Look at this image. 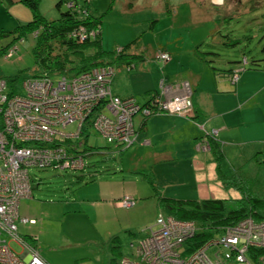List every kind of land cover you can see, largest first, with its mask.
<instances>
[{
    "label": "rangeland",
    "instance_id": "obj_1",
    "mask_svg": "<svg viewBox=\"0 0 264 264\" xmlns=\"http://www.w3.org/2000/svg\"><path fill=\"white\" fill-rule=\"evenodd\" d=\"M58 1L40 0L39 10L46 19L56 21L60 17V13L67 11L66 3H63L60 9L56 7ZM86 1L77 0L78 9L87 10L94 16L101 17L102 50L109 54L114 52L121 54L123 48L129 45L133 46L132 50L142 47L139 41L137 45L134 44L137 37L139 40L143 37L147 38L154 44L152 37L165 33L163 29L166 26L165 20L172 18V10L177 12L178 17L190 18V11L185 0H114L113 3L112 0ZM224 3V6L216 8V13L224 12L223 16L215 15L223 17L220 33L231 40L228 42L229 44L235 41L237 44L228 46L225 43V47L218 48L217 55L212 60H214L215 67L220 70L238 71V79L241 76L247 77L246 87L251 90L256 89V92L251 94L250 90L241 97L243 103L239 107L240 113H232L227 119L226 127L217 126V130L226 128L222 133L223 138L220 139L224 154L220 170L229 178L234 176L248 180L252 192L264 197V0H224ZM22 5L25 10L21 9V11L29 13L24 21L26 24L31 21L29 19L31 12L24 4ZM4 6L0 9V25L9 17L4 14L6 9ZM13 11L19 13V17H25L16 9ZM8 12L10 11L6 9L5 13ZM144 18H148V20L146 21ZM146 23L149 26L156 25L157 32L151 35L143 34L142 26ZM214 24L213 21H207V23L200 22V26H197L200 29L187 27L186 36L201 35L205 32L201 27L210 26L212 29ZM1 35L0 30V50L15 47L16 52L9 59H5L3 53L0 54V78L14 79L13 86L9 85L8 89L12 90L15 86L19 89L17 93H20L22 82L35 74L32 53V42L35 37L32 35L30 38L14 40L16 37L14 33H8L3 37ZM149 41H146L147 44ZM12 42H14L13 45L10 44ZM117 49H122V51L118 53ZM128 50L126 49V52ZM157 54L154 59L160 62L156 58ZM136 55H142V52ZM244 59L248 61L247 65L243 62ZM256 64L258 66H255ZM112 65L115 66V63ZM228 78L232 87L231 91H233L235 83L231 81L229 75ZM240 87L243 89V86ZM183 94L188 95L192 110L190 111L192 116L185 117L194 121L198 127L205 126L194 119L191 91L189 90V94ZM157 114L161 113L155 115ZM75 130L76 124L69 126L64 131L70 133ZM135 131L138 136V131L136 129ZM77 141L82 143L80 151L88 150L83 154L86 166L83 171L29 170L32 198L21 201L19 216L34 218L38 224L36 226L30 223L19 224L18 234L34 247L38 248L39 246L41 255L48 264H119L122 257L131 256V243L144 238L157 219L156 189L182 186L187 177H178L179 172H175L176 176L162 175L154 171L153 173L147 170H133L131 169L133 165L130 164L126 167L123 166L126 159L124 156L121 157L118 152L125 150L114 149L94 130L89 132L88 137L83 136L82 140H72V144L74 145ZM201 141L203 142V139ZM207 142L209 150L206 152H212L210 141ZM114 153L116 154L114 155ZM126 154L130 155L129 151ZM105 177L113 180L110 183L116 185L118 192L122 190L123 183L130 184L132 188L135 185L139 187L142 195L140 201L143 202L140 206V213L132 211L137 204L135 198L128 195L131 199H135L134 205L130 208L121 206V202L126 196L117 201V205L122 211H118L116 217L131 219L130 228L122 227V220L119 217L115 221H104V218H101L98 213V215H94L87 203H83V201L90 202L94 198L91 187L94 180L97 181V179ZM151 177L155 182V188L149 182ZM185 184L194 185L188 182ZM234 191L233 195L240 197L239 193ZM171 194L175 196L173 198L188 200L196 198L192 197L196 193L189 190L174 191ZM163 196L168 197L167 195ZM231 197L229 198L233 199ZM75 206L80 209H75ZM84 211L93 214L94 218H90L91 221L88 220L86 217L88 215ZM96 217L97 223L94 224ZM8 244L16 253H23L22 247L17 242L8 240ZM255 264L258 263L255 262Z\"/></svg>",
    "mask_w": 264,
    "mask_h": 264
},
{
    "label": "built area",
    "instance_id": "obj_2",
    "mask_svg": "<svg viewBox=\"0 0 264 264\" xmlns=\"http://www.w3.org/2000/svg\"><path fill=\"white\" fill-rule=\"evenodd\" d=\"M67 7H73V2ZM76 11L79 17L88 16V11L78 6ZM98 34V28L78 25L68 37L83 42L94 40ZM15 52V47L6 50L5 59ZM156 58L163 63L171 60L166 52H159ZM243 62L246 64L245 59ZM115 73L113 66L106 65L73 77H29L22 82L21 92L15 94L0 78V264H48L38 249L18 234L19 224L36 223L19 216L21 201L32 198L29 170L83 171L85 151L79 150L81 142L73 145L72 140H82L87 125L114 149L126 150L137 139L133 122L136 115L143 119L156 113L192 116L191 102L183 94H189L188 89L171 98L154 96L148 104L139 105L132 98L113 94L111 81ZM229 77L236 83L237 71ZM74 124V132L64 131ZM199 128L204 135L200 147L208 151L207 141L216 139L218 130ZM133 205L134 199L129 196L121 202L124 208ZM197 231L194 222L160 213L146 236L131 243V256L122 257L119 264H264V256L255 260L250 257L253 249L264 248V222L247 218L227 226L216 238L190 252L186 243ZM8 240L20 244L23 253H16Z\"/></svg>",
    "mask_w": 264,
    "mask_h": 264
},
{
    "label": "crops",
    "instance_id": "obj_3",
    "mask_svg": "<svg viewBox=\"0 0 264 264\" xmlns=\"http://www.w3.org/2000/svg\"><path fill=\"white\" fill-rule=\"evenodd\" d=\"M22 1L0 0V9L5 5L4 8L10 11L9 14H6V9L4 10V14L9 15V17L0 25L2 37L23 25L26 17L29 16L28 12L21 11L24 9ZM185 4L189 8L190 18L178 17L177 12L172 10V18L165 20L166 26L163 28L165 33L152 37L154 44L147 38L145 40L144 37L140 40L137 37L134 40L135 45L139 41L142 47L132 50L133 46H130L128 53L136 55L142 52V57L137 58L129 70L124 66H118L115 69L116 73L111 81V89L114 95L123 99L132 98L139 105L149 103L154 96H159L161 99L171 98L182 93L184 89H188L191 91L194 119L204 124L208 131L217 130V126L226 127L227 119L232 113H240L239 107L243 103L241 97L251 89L246 87L247 77L241 76L235 83L234 90L231 91L232 87L229 84L228 75L235 71L233 69L220 70L215 67L214 60H212L217 55L218 48L225 47V43L231 41L220 33L223 17L215 16L216 14L223 16L224 12L222 14L216 13V8L224 6V0H185ZM14 9L25 17H19V13H15ZM29 19L31 20V16ZM144 19L148 20V18ZM199 21L203 23L213 21L215 22L214 28L211 29L210 26L201 27L205 30L203 34L187 37V27L200 29L197 28L200 26ZM142 29L143 34L146 33L147 35L157 32L156 25L149 26L148 23L142 26ZM102 31L101 27V41ZM147 40L149 41L148 44ZM9 45L7 46L9 47ZM229 45L232 46V44ZM159 51L160 53H168L171 60L167 63L156 61L154 58ZM207 53L208 55H205ZM240 86H243V89ZM251 91V94H254L256 89ZM133 122L138 131V136L132 147L123 152H118L121 157L124 156L126 159L123 166L126 167L130 164L133 165L131 168L133 170L154 171L162 175L176 176L175 172H179L178 177H187L184 184L187 182L194 184H183L179 187L169 186L165 189L159 187L157 190L162 195H167V198L171 199L188 200L173 198L175 196L171 192L189 190L196 193L195 196H192L196 197L195 200L229 199L230 196L236 199L239 197L233 195V189L227 188L225 190L217 177L213 154L200 147L204 135L194 121L177 114H157L146 119L136 116ZM225 130L226 128L218 129L216 137L218 143H221L220 139L223 138L222 133ZM128 151L130 155L126 154ZM129 161L130 163H128ZM111 181L113 180L107 177L94 180L91 185L94 198L90 202L83 201V203L88 204L95 216L98 213L106 222L115 221L119 217H116L118 211H122L117 205V201L129 195L137 201L135 209L132 211L140 213V206L143 202L140 201L142 195L139 187L135 185L132 188L130 184L123 183L122 190L118 192L116 185L110 183ZM75 209L79 210L80 208L75 206ZM157 210L160 214L161 210L158 203ZM84 213L88 215L86 216L88 220L94 218L93 214H88L86 211ZM97 217L94 219V224L97 223ZM119 218L122 220V227H131V219ZM37 224L35 223L34 226ZM37 249L40 252L39 246Z\"/></svg>",
    "mask_w": 264,
    "mask_h": 264
},
{
    "label": "trees",
    "instance_id": "obj_4",
    "mask_svg": "<svg viewBox=\"0 0 264 264\" xmlns=\"http://www.w3.org/2000/svg\"><path fill=\"white\" fill-rule=\"evenodd\" d=\"M73 2V7L68 8L56 21L46 19L39 10L40 0H23L22 3L31 12V21L16 28L11 32L16 34L14 40L32 36H37L32 42V53L34 56L35 74L33 78L42 75L73 77L89 71L95 67L118 66L129 68L142 55L130 54L123 48L121 54L116 52L109 54L102 50L101 41V17L94 16L88 12L87 17H79L76 11L77 0H59L56 7L60 9L63 3L68 5ZM114 0H112V3ZM83 25L89 29H99V34L94 40H72L68 37L70 31ZM14 42L11 44L13 45ZM228 46L229 43H226ZM237 44V41L230 43ZM6 48L0 50V54H5ZM205 55H208L205 54ZM246 65L248 61L245 59ZM211 63L210 61H205ZM115 63V66L112 65ZM255 63V62H253ZM255 66H258L257 64ZM232 72H230L231 74ZM10 87L13 86L14 79L6 80ZM19 89L14 86L11 94L17 93ZM88 126V125H87ZM85 127V137H88L90 129ZM89 131V132H88ZM210 131V130H209ZM214 161L216 163V173L220 182L225 188L233 189L239 193V199H207V200H179L164 197L157 190L158 206L160 213L172 216L178 220L191 221L197 226V233L186 243L188 251H194L204 245L209 239L216 238L223 228L234 226L242 220L250 217L257 222H264V197H260L252 192L251 184L248 180L232 176L229 178L221 172L220 163L224 160V154L220 143L216 139H208ZM86 143V140H84ZM83 143V145H85ZM86 146V145H85ZM87 147V146H86ZM85 152L88 150H84ZM148 178V176H147ZM149 182L155 188L153 178ZM115 240V239H114ZM259 256H264L263 249H253L250 257L255 260Z\"/></svg>",
    "mask_w": 264,
    "mask_h": 264
},
{
    "label": "bare ground",
    "instance_id": "obj_5",
    "mask_svg": "<svg viewBox=\"0 0 264 264\" xmlns=\"http://www.w3.org/2000/svg\"><path fill=\"white\" fill-rule=\"evenodd\" d=\"M122 98V97H121Z\"/></svg>",
    "mask_w": 264,
    "mask_h": 264
}]
</instances>
